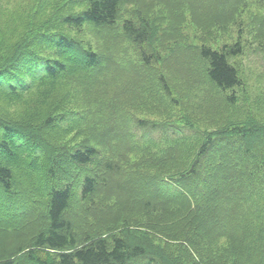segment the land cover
<instances>
[{
    "label": "trees",
    "instance_id": "16d2710c",
    "mask_svg": "<svg viewBox=\"0 0 264 264\" xmlns=\"http://www.w3.org/2000/svg\"><path fill=\"white\" fill-rule=\"evenodd\" d=\"M129 1L74 0L83 3L84 10L48 17L47 4L32 1L30 9L27 12L23 10L29 19L21 32L23 35L7 47L9 52L4 51L0 56V95L9 101L19 102L34 94L37 96L35 104L41 108V103L53 97L51 94L66 78L77 81L75 93L81 91L83 98L92 94L94 100L89 108L81 111L75 104L70 105V95L64 102L58 101L53 110L46 109L43 118L32 115L29 123H14L0 116V209H4L0 218V234L5 237L0 242V264H182L179 259L172 258L169 251V262L165 263L157 255V248L151 247L152 240L175 238L178 241H172L171 245H178L182 256L190 262L195 259L191 253L193 250L196 256L201 255L198 245L191 239L202 241V232L195 233L194 227L202 226L208 231L209 223L212 227L222 226L217 234L229 238L232 231L229 225L236 222L240 224L238 228L250 229L255 234L260 229L264 236V133H261L264 127L253 123L237 125L228 137L222 134L221 137L203 139L197 133L194 137L180 135L175 125L195 129L188 119L182 118L184 109L179 121L172 124L173 129L168 136L166 131L169 130L165 129L170 125L148 121L140 114L143 111L140 105H148L156 89L149 83L151 65L147 55L139 59L140 66L128 57L119 62L110 52L106 56L85 47L86 44L71 36L69 31L61 30L63 27L79 29L91 25L102 34L105 28L118 24L120 8ZM248 1L259 7L264 0H215L217 4L236 2L237 8L247 6ZM18 16L23 19L20 14ZM13 20L9 18L7 24L14 26ZM2 22L6 23L4 18ZM123 29L138 44L150 40L149 27L138 26L134 20H127ZM50 30L52 35H48ZM45 37L47 43L60 50H55L59 53L57 58L45 57L34 49L39 46V39ZM7 39L4 36L0 38V46H4ZM71 49L79 51L84 58L67 54L74 59L73 62L79 63L73 67L71 62L63 59L66 58L63 52ZM240 51L239 47H201V56L208 63L207 76L217 91L230 92L227 98L230 107L238 103L235 89L242 80L229 58L232 53ZM22 60L28 61L29 66L24 73L19 71L23 70L18 67L20 65L14 67ZM113 60L120 66L112 65ZM108 64L110 67L106 69ZM136 67L141 68L137 70ZM10 70L19 73L10 74ZM25 76L31 81L26 82L22 78ZM159 78L161 83L164 81L159 88L167 90L163 74ZM125 98L138 101L139 108L135 109L130 101L123 100ZM99 127L102 134L95 135ZM150 130H164L161 140L153 141L147 137ZM137 131H143V134L139 136ZM172 134H176V138L181 137L180 140L173 141ZM67 135L71 137L65 139ZM257 137H261L263 142L259 144ZM196 140L198 143L193 147L191 142ZM222 140L225 144L220 143ZM257 144L259 148H256ZM185 147L191 151L198 149L195 158L183 169L174 173L171 170L166 173L153 170L170 165L169 157L179 149L185 150ZM133 155L141 157L137 162L141 167L150 165L148 172L152 173L151 176L137 181L131 179L126 163ZM184 155L189 157L187 151ZM122 173L129 182L123 184L117 180V175ZM145 177L149 180L144 181ZM155 179L158 181L156 186L150 182ZM138 185H145L147 189ZM102 190L112 192L111 196L116 198L124 194L135 198L140 193L148 194V198L143 195L142 199L177 208L187 216L192 215L195 222L183 216L187 219L185 226L192 222L188 230L182 231L179 222H170L168 227L172 225V228H166L160 235L155 227H149V231L135 242L115 234L111 238L89 234L80 238L75 223L76 213L71 206L89 200ZM25 211L31 218L30 227L23 223L20 226L21 220L17 221L16 214H24ZM217 220L223 223L217 225ZM240 220L247 223L238 222ZM178 225L180 227L173 230ZM181 231L182 237L186 236L184 241L173 237ZM247 237L249 245L254 248L253 240L256 239ZM259 251H264V241ZM260 260L264 262V256ZM217 262L218 258L199 264Z\"/></svg>",
    "mask_w": 264,
    "mask_h": 264
},
{
    "label": "rangeland",
    "instance_id": "374dc122",
    "mask_svg": "<svg viewBox=\"0 0 264 264\" xmlns=\"http://www.w3.org/2000/svg\"><path fill=\"white\" fill-rule=\"evenodd\" d=\"M32 1L47 4V17L56 14L78 13L83 9V3L73 2L74 0H0V16H3L0 18V38L3 36L4 39L8 38L4 42L5 45L0 46V56L4 51L9 52L7 47L14 44L23 35L21 32L27 27L26 23L29 20L23 10L27 12ZM224 4H217L215 0H130L121 6L118 24L113 28H105L102 33L104 35L95 31L91 25H85L79 29L63 27L61 30L69 31L71 36L86 44L85 47H91L106 56L110 52L112 56L118 58L119 62H124L128 57L129 60L140 66L139 59L147 55L151 65L149 83L156 88L151 102L148 105H140L138 101L129 98L123 100L130 101L136 106L135 109L139 108L140 105L143 109L140 113L141 117H145L148 121L155 120L163 125H170L169 128L165 129L169 130L166 131L169 133L168 136H170V130L173 129L172 124L175 125L174 123L179 121L178 118H181L185 109L182 118L188 119L197 130L175 125V129L180 135L183 133L194 137L196 135L194 133H197L203 139L221 137L222 134L228 137L231 135V130L237 125L253 123L264 127V1L259 7L253 1H248L247 6L239 8H237L236 2ZM19 14L23 19L18 16ZM3 18L6 23L2 22ZM9 18L14 19L13 25L15 27L7 24ZM127 20H134L138 26L149 27L150 40L138 44V41L127 35L123 29ZM52 32L50 30L48 35H52ZM46 39V37L39 39V46H35L34 49L45 57L57 58L59 53L55 50H60L47 43ZM237 43L239 46H236ZM203 45L215 49H221L224 46L241 49L240 53H232L229 58L242 80V84L235 89L238 95V103L235 106L230 107L227 104L230 92L217 91L209 80L207 76L208 63L201 56ZM71 53H73L74 58L84 60L83 55L76 49L65 50L63 54L66 58L63 59L71 62L72 67L76 64L79 65V63L77 59H75L77 62H73L74 59L68 57L67 54ZM27 65L28 61L22 60L14 67H21L23 70L19 71L24 73L29 67ZM112 65L120 66L115 60H113ZM109 67L110 64L106 66V69ZM136 68L139 70L141 67ZM9 73L17 74L19 72L10 70ZM162 74L167 90L162 89V87L159 88L160 85L164 84V81L161 83L159 78ZM22 78L26 82L31 81L29 77ZM17 83L14 82V84ZM76 84L77 81L64 79L56 91L51 94L53 97L41 103L43 104L40 105L41 108L35 104V97L37 96L34 94L25 96L26 98L19 102L9 101L0 95V116L14 123H29L32 121V115H41L43 118L46 109L53 110L58 101L64 102L70 95H72L69 98L70 105L75 104L79 110L83 111L92 105L93 95L90 94L83 98L81 91H78V94L75 93L74 86ZM75 94L79 98L78 102ZM163 132L164 130L161 132L150 130L147 131L146 136L152 138L153 141H159ZM96 133L102 134L101 127L95 130V135ZM261 133H264V130H261ZM136 134L140 136L143 131H137ZM172 135L175 142L181 138H176V134ZM70 137L71 135H67L65 139ZM79 138L83 139L82 137ZM260 138L257 137L259 144L263 142ZM197 143L198 140L191 142V145L195 147ZM220 143L222 144L223 140ZM256 148H259V145ZM197 149L191 151L185 147L189 156L187 158L184 157L186 153L184 148L179 149L173 156L169 157L170 165L155 167L153 170L163 173L168 170H171L172 173L178 172L195 158ZM140 160V156L133 155L129 157L126 163L132 180L137 181L144 176L152 175L148 172L150 165L147 168L141 167L137 163ZM117 180L123 184L129 182L123 173L117 175ZM145 180L148 181L149 178L145 177ZM150 182L154 186L158 185L156 179ZM138 187L147 189L145 185H138ZM111 195L112 192L102 190L99 194L88 198L89 200L79 201L75 207L71 206L76 213V222H74L78 227L80 238L88 234L94 237L107 236L111 238L115 234L135 242L141 235L149 231V227H155L156 232L160 235V232H164L166 228H172V225L168 227L170 222H179L182 231H185L192 222H195L192 215L187 216L186 213L180 212L177 208L161 204L155 200H151L153 202L150 203L143 200L144 196L148 198V194L140 193L136 195L137 198L130 194H124L117 198ZM162 195L167 196V193ZM1 204L3 205V201ZM23 205L24 203H22ZM3 210V208L0 209V218L4 214ZM16 215H18L17 221L21 220L20 226L23 223L30 227L31 218L26 211L24 214ZM183 216L188 217V220L192 222H187L185 226L184 221L187 219ZM216 222L219 223L217 225L223 223L221 220ZM238 222L247 223L246 220ZM179 225L175 226L173 230L179 228ZM211 225L212 223L208 224V231L203 230L202 226L194 227L192 225L195 233L202 232V241L198 238L191 239L193 243L198 245L197 249L201 255L196 256L193 250L191 253L195 259H191L190 262L182 256L183 252L178 245H171L172 241L174 243L178 241L175 238L166 237L163 240H152L153 245L151 247L157 248V255L165 263L169 262L167 257V251H169L170 256L179 259L182 264H199L202 261L217 258L219 262L214 264H264L260 260L264 256V251H259V247L264 241V236L259 232L260 229L255 234L250 229L248 231L238 228L237 226L240 224L234 222L229 225L232 231L228 238L217 234V230L221 231L222 226L212 227ZM214 227L218 228L215 229ZM182 231L173 237L184 241L186 236L182 237ZM194 232L192 231V234ZM247 236L256 239V241L253 240L255 242L254 248L249 245ZM2 237L0 234V242L5 238ZM6 239L8 240V238ZM188 250L191 251L190 248ZM252 260L253 262H251ZM157 264L162 263L158 262Z\"/></svg>",
    "mask_w": 264,
    "mask_h": 264
}]
</instances>
